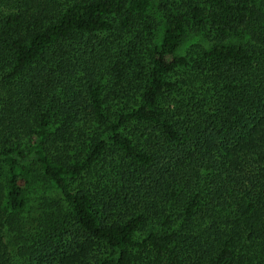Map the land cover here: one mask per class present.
I'll return each mask as SVG.
<instances>
[{"label":"trees","instance_id":"obj_1","mask_svg":"<svg viewBox=\"0 0 264 264\" xmlns=\"http://www.w3.org/2000/svg\"><path fill=\"white\" fill-rule=\"evenodd\" d=\"M0 264H264V0H0Z\"/></svg>","mask_w":264,"mask_h":264},{"label":"rangeland","instance_id":"obj_2","mask_svg":"<svg viewBox=\"0 0 264 264\" xmlns=\"http://www.w3.org/2000/svg\"><path fill=\"white\" fill-rule=\"evenodd\" d=\"M197 41V40H196ZM195 40L187 41L186 46L192 45ZM29 208L38 209L39 204L44 198H56L59 196L58 191L54 190L50 183L43 179L40 175H37L36 179L33 181L32 185L27 191Z\"/></svg>","mask_w":264,"mask_h":264}]
</instances>
